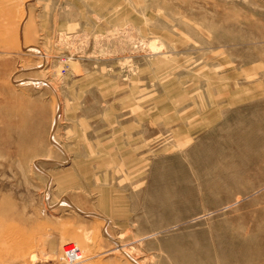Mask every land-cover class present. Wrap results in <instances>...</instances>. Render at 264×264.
<instances>
[{
    "label": "rangeland",
    "instance_id": "obj_1",
    "mask_svg": "<svg viewBox=\"0 0 264 264\" xmlns=\"http://www.w3.org/2000/svg\"><path fill=\"white\" fill-rule=\"evenodd\" d=\"M264 264V0H0V264Z\"/></svg>",
    "mask_w": 264,
    "mask_h": 264
},
{
    "label": "built area",
    "instance_id": "obj_2",
    "mask_svg": "<svg viewBox=\"0 0 264 264\" xmlns=\"http://www.w3.org/2000/svg\"><path fill=\"white\" fill-rule=\"evenodd\" d=\"M84 253L76 243L63 245L61 255L56 264H82L85 261Z\"/></svg>",
    "mask_w": 264,
    "mask_h": 264
}]
</instances>
